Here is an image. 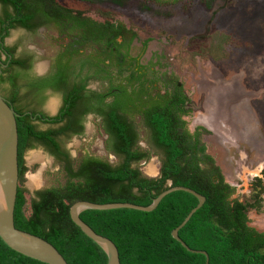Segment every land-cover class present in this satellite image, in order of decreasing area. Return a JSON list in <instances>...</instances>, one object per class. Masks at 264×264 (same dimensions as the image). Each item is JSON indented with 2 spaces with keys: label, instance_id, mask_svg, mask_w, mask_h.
<instances>
[{
  "label": "trees",
  "instance_id": "obj_1",
  "mask_svg": "<svg viewBox=\"0 0 264 264\" xmlns=\"http://www.w3.org/2000/svg\"><path fill=\"white\" fill-rule=\"evenodd\" d=\"M0 5L1 35L14 27L35 31L37 26L33 22L41 19L42 25H54L60 35L80 39L59 56L49 83L58 92L69 84L72 57L80 55L73 46L85 43L103 46L106 40L116 43L123 34L125 43L130 45L139 37L137 32L127 30L111 17L96 16L86 0H0ZM21 65L26 68L24 62ZM119 71L118 77H121L125 70L120 67ZM107 78L113 80V86L119 81L116 76ZM141 79L137 70L132 71L127 78L129 88L120 86L110 105V116L102 126L110 137L108 151L120 159L116 164L89 155L72 159L64 143L81 134V126L40 131L20 111L16 228L50 242L68 264H107L106 252L72 220V206L80 201L150 206L170 187L184 186L206 197V203L179 233L191 249L206 251L210 264H264V234L249 227L246 207L231 199L235 188L226 181L223 170L209 154L203 133L194 134L186 128V122L181 119L186 113L181 110V100L170 94L160 95L158 101H153L155 98L144 92ZM177 92L180 90L175 85L174 93ZM11 93L9 80L0 81V94L9 98ZM73 98L74 95L69 98L71 106H74ZM149 107L150 111L142 110ZM126 114L144 117L151 144L164 156L159 176L149 177L134 166L141 160L149 161L152 155L137 145L138 126ZM36 146L44 147L55 157L60 164L57 175H62L63 182L40 190L28 199L23 187L28 172L25 153ZM198 204L194 195L177 191L166 196L153 212L87 210L80 217L117 245L121 264H207L205 255L190 252L173 237V231ZM0 264L46 263L12 250L0 237Z\"/></svg>",
  "mask_w": 264,
  "mask_h": 264
},
{
  "label": "rangeland",
  "instance_id": "obj_2",
  "mask_svg": "<svg viewBox=\"0 0 264 264\" xmlns=\"http://www.w3.org/2000/svg\"><path fill=\"white\" fill-rule=\"evenodd\" d=\"M86 1L96 16L121 21L138 33L132 56L140 55L147 44L143 64H155L156 70L179 78L197 108L187 118L190 130L206 129L208 118H214L219 126L208 128L210 135L204 140L227 182L236 187L243 184L241 176L250 180L252 173L242 175L238 168L242 166L238 142L245 139V131L250 140L244 144L246 153L241 150L243 158L249 154L254 163L264 159V0ZM67 42L52 24L46 32L30 34L19 29L7 38L8 45L21 51H45L39 66L60 53ZM58 103L55 96L49 105L55 110ZM88 128L84 136L64 143L72 157L89 153L116 162L105 151L104 136ZM25 162L28 172L23 187L28 199L63 182L62 175H57L60 164L44 147L27 150ZM141 167L149 176L159 175L156 157ZM32 177L37 178L36 186L29 184ZM244 191L242 187L241 196ZM261 222L259 229L264 231V219Z\"/></svg>",
  "mask_w": 264,
  "mask_h": 264
},
{
  "label": "flooded vegetation",
  "instance_id": "obj_3",
  "mask_svg": "<svg viewBox=\"0 0 264 264\" xmlns=\"http://www.w3.org/2000/svg\"><path fill=\"white\" fill-rule=\"evenodd\" d=\"M116 23L124 24L117 20ZM33 24L37 26L35 31L22 27L7 29V25H5L3 27L7 30L3 31L2 35L0 25V81L9 80V86L12 88V93L9 98L2 94L0 95H2L10 103L17 114L21 116L20 111H23V113L28 116L30 125L35 126L38 130L44 131L60 126H81L83 132L72 137H82L88 131V126H92L95 133L97 132L98 134L104 136V148L106 153L109 156H114L117 160L116 162H111L109 160L105 161H109L112 164L118 163L120 160L119 157L109 152L107 149V142L110 137L105 128L102 126H105L104 122L110 116V105L114 102L115 94L120 92V86H127L129 88L127 78L131 76L132 71L136 70L138 71V75L142 77L141 80L142 85L144 86V92L151 94V96L155 98L153 101H158L160 99V95L166 96L170 94L173 95L175 99L181 100V110L186 111L181 119L186 122V128L191 133H203L204 143V138L210 135L208 133L209 129L214 130L215 126H219L218 124H214V118H208L206 127L209 129L196 127L193 131L190 130L187 124V118H189V116L197 108L194 101L187 94L184 85L180 82L179 78L171 72L162 73L160 70H156L157 66L155 64H149L148 66L143 64L142 57L147 44L143 46V52L140 55L132 56V45L138 38L129 45L128 43H125L124 34L118 37L116 43L112 40H106L103 46L91 43L73 46V49L79 50L80 55L73 56L70 61V66L72 67L69 72L73 73L68 74L69 84L63 91H55L49 86V83L51 82L50 80L53 77L54 71H56L55 66L58 62L59 56L67 47L71 49V45L80 39L78 37L76 39H71L67 36L61 35L68 41L63 50L60 53L51 56L47 63L39 66V59L45 51H39L38 49H34L33 51H21L18 47L8 45L7 43V38L15 30L21 29L30 34H37L39 32H46L49 29L48 25H42L41 19H36ZM118 27L119 25H117V28ZM126 28L127 30H132L127 26ZM8 32V36L5 37ZM88 48H92V50L89 51ZM160 61H162V59L158 62ZM22 62L26 64V68L22 67ZM120 67H122L125 71L121 77H118ZM164 68L165 67H163V69ZM110 76H116V80H119L114 84V86L112 83L113 80L107 78ZM154 80H156V82L152 83L151 81ZM175 85L180 92L174 93ZM73 95L74 106H71V100H69V98L73 97ZM55 96H58L59 103L55 110H53L51 109L49 102L52 99H55ZM145 98L147 97L145 96ZM147 102H150V104L154 103L150 100H147ZM151 109L152 108L149 107L143 108L142 110L150 111ZM126 116L134 124V126H138L136 130L139 137L137 145L144 153H151L152 157L149 161L155 157L159 160L160 175L161 164L164 156L160 150L153 147L151 144V133L144 127V117L141 114H136L135 117H131L129 114H126ZM222 121H224V119H222ZM245 134L246 133L244 131L243 137L245 139L238 142V148L240 151L238 161H241L242 163V166L238 168L241 170L240 174L243 173L242 175L252 173V178L246 181L245 177L243 176L242 178L241 176L240 180H242L243 184L240 185V183H238L236 187L228 182L235 188V193L232 195L231 199L246 207L244 212L248 218L249 227L255 229L260 234H264V231L259 229V227H262L261 221L264 219V159L254 163L252 162L249 154L246 155V158H243L241 150L243 153H246V146L244 144L250 140V136H246ZM66 141L67 140H65V142ZM87 155L97 158L89 153L81 156L80 158ZM72 159L74 158L72 157ZM247 161L249 164L247 163L246 165ZM146 162L148 161L144 159L137 164H134V166L142 169L141 164ZM251 169L253 172L250 171ZM242 187L247 189V191H244L241 196ZM252 220L254 222H252Z\"/></svg>",
  "mask_w": 264,
  "mask_h": 264
},
{
  "label": "water",
  "instance_id": "obj_4",
  "mask_svg": "<svg viewBox=\"0 0 264 264\" xmlns=\"http://www.w3.org/2000/svg\"><path fill=\"white\" fill-rule=\"evenodd\" d=\"M20 115L10 103L0 95V237L14 251L46 264H68L65 257L50 242L27 232L21 231L15 225V208L19 190V130L17 117ZM177 191L188 192L198 198L199 204L187 216L185 221L173 231V237L187 250L207 257L206 251L193 250L180 237V231L189 223L194 214L206 203V197L196 191L184 187H170L160 194L150 206H140L133 203L98 204L80 201L71 208L74 223L107 254V264H121L117 245L109 238L98 234L81 219V214L87 210L109 211L117 209H132L142 212H153L163 199Z\"/></svg>",
  "mask_w": 264,
  "mask_h": 264
},
{
  "label": "bare ground",
  "instance_id": "obj_5",
  "mask_svg": "<svg viewBox=\"0 0 264 264\" xmlns=\"http://www.w3.org/2000/svg\"><path fill=\"white\" fill-rule=\"evenodd\" d=\"M37 182H38V181H37V178L32 177L31 180H30V183H29V184H30L31 186H36Z\"/></svg>",
  "mask_w": 264,
  "mask_h": 264
}]
</instances>
